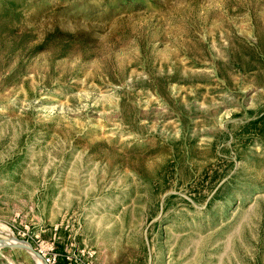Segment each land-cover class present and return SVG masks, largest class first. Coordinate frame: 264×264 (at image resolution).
Instances as JSON below:
<instances>
[{"label":"rangeland","instance_id":"obj_1","mask_svg":"<svg viewBox=\"0 0 264 264\" xmlns=\"http://www.w3.org/2000/svg\"><path fill=\"white\" fill-rule=\"evenodd\" d=\"M9 238L58 264H264V0H0Z\"/></svg>","mask_w":264,"mask_h":264},{"label":"built area","instance_id":"obj_2","mask_svg":"<svg viewBox=\"0 0 264 264\" xmlns=\"http://www.w3.org/2000/svg\"><path fill=\"white\" fill-rule=\"evenodd\" d=\"M46 261L47 264H58L60 255L55 252L53 244L42 243L35 249ZM95 252L91 250H81L79 257L72 255L66 256L68 264H92Z\"/></svg>","mask_w":264,"mask_h":264},{"label":"water","instance_id":"obj_3","mask_svg":"<svg viewBox=\"0 0 264 264\" xmlns=\"http://www.w3.org/2000/svg\"><path fill=\"white\" fill-rule=\"evenodd\" d=\"M19 243L14 244V243H10L7 242L5 240L0 239V249L2 248H21V249H25L30 255H33L35 257H38L41 259V262L43 264H47L46 261L44 260V258L33 248V246L24 240H19L17 239Z\"/></svg>","mask_w":264,"mask_h":264},{"label":"bare ground","instance_id":"obj_4","mask_svg":"<svg viewBox=\"0 0 264 264\" xmlns=\"http://www.w3.org/2000/svg\"><path fill=\"white\" fill-rule=\"evenodd\" d=\"M3 240H5V241H7V242H10V243H14V244H17V243H19L18 242V240L17 239H14V238H9V239H3ZM32 257H33V259H34V261H35V263L36 264H43L42 262H41V259L40 258H38V257H35V256H33V255H31Z\"/></svg>","mask_w":264,"mask_h":264},{"label":"crops","instance_id":"obj_5","mask_svg":"<svg viewBox=\"0 0 264 264\" xmlns=\"http://www.w3.org/2000/svg\"><path fill=\"white\" fill-rule=\"evenodd\" d=\"M60 257H61V256H60ZM59 262H60V263L63 262L62 257H61V259H59Z\"/></svg>","mask_w":264,"mask_h":264}]
</instances>
